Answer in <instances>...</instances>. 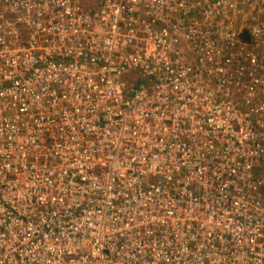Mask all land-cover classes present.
<instances>
[{
  "label": "built area",
  "instance_id": "built-area-1",
  "mask_svg": "<svg viewBox=\"0 0 264 264\" xmlns=\"http://www.w3.org/2000/svg\"><path fill=\"white\" fill-rule=\"evenodd\" d=\"M0 264H264V0H0Z\"/></svg>",
  "mask_w": 264,
  "mask_h": 264
}]
</instances>
